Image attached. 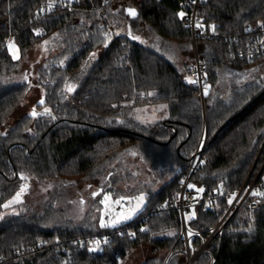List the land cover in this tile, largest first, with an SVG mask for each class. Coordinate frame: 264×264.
Wrapping results in <instances>:
<instances>
[{"label": "trees", "instance_id": "trees-1", "mask_svg": "<svg viewBox=\"0 0 264 264\" xmlns=\"http://www.w3.org/2000/svg\"><path fill=\"white\" fill-rule=\"evenodd\" d=\"M48 2L0 0V214L26 180L50 184L20 214L0 221V264H121L143 245L152 251L142 264H163V252L185 247L175 203L205 128L202 167L192 177L205 191H196L188 226L206 239L253 186L209 252L216 264H264V197L252 195L264 192V55L252 56L247 46L264 20V0L200 3L206 35L197 38V48L210 88L204 106L187 79L194 80L192 32L177 15L191 12V0H74L41 15ZM129 7L136 18L126 13ZM129 25L143 43L127 35ZM12 40L20 57L44 41L56 53L25 81L21 60L8 51ZM224 69L242 74L226 99L217 91ZM251 75L256 83H242ZM34 88L44 91L55 119L23 113ZM146 108L159 109L161 120L140 119ZM84 185L100 193L86 205L75 199ZM141 193L146 201L134 221L122 224L124 235H114L103 251H89L94 236L112 231L100 226L107 222L104 197L130 204ZM200 244L192 239V250ZM185 260L176 255L170 264ZM210 261L204 255L195 264Z\"/></svg>", "mask_w": 264, "mask_h": 264}, {"label": "built area", "instance_id": "built-area-1", "mask_svg": "<svg viewBox=\"0 0 264 264\" xmlns=\"http://www.w3.org/2000/svg\"><path fill=\"white\" fill-rule=\"evenodd\" d=\"M74 0H56V7H63L65 4L72 3ZM205 0H196L195 3L192 2V10L189 14H186L184 19L182 20L183 23L190 27L191 32H192V41H193V55H194V61L192 64L188 66V71L191 73V75L194 78V83L195 86L199 88V96L201 98L202 105L204 106L205 98L206 96L209 95L210 88H209V83L205 74L206 71V62L202 61L199 57L198 53V48H197V38L198 37H203L206 35V32L204 28L202 29H197L196 28V21L200 20L197 12L200 3H202ZM43 9V11H41ZM40 10L41 15H45L47 12V4L44 5ZM212 31V30H211ZM258 34L257 37L254 38L252 41L248 42L247 46L250 49V52L252 53V56L254 54L257 55H264V43H261V41H264V28L258 27L257 29ZM215 34L212 32L211 37H213ZM252 60V57L250 58ZM205 87L208 88V94H205ZM207 142V130L206 128L203 130V134L201 137V141L198 145L197 150L193 154V157L191 159V162L189 164V168L187 170V173L185 174L182 182H181V190L179 193V198L175 203V208L178 210L180 214V221H181V239L184 241L185 247L183 250L180 251H170L168 256L165 258V261L163 264H170L172 259L176 255H183L185 257V263L184 264H195L196 261L204 256V255H209L211 257V262L210 264H216L217 257L209 252L210 247L218 240L220 243V240L223 237L225 228L229 221L232 219V217L235 215L237 210L240 208L244 200L247 198L251 190L253 189V186L248 190L244 198L240 201L241 195H239L238 198H236L234 205L231 206L230 210L227 212V214L222 218V220L215 226L213 227L209 235L206 239L201 238V234L195 231H192V235L190 236L188 234L189 231V226L188 223L192 220L188 219V215H190L193 211L194 205L198 201V193L194 188H189V184L192 183V177L193 175L202 167V158L205 150ZM131 205L127 201H120L119 205L116 207V212L120 211H127ZM162 210H164V207L162 208H153L150 210V212L145 215L142 219L141 222L146 221L150 215L160 213ZM110 220V219H108ZM107 220V221H108ZM126 229L122 228V224H118L115 228L112 227V231L102 234V235H96L92 239L94 241L99 240L101 242L100 247L102 248L105 243L103 242L105 238L108 239L109 242H111L112 238L114 235L120 233H125ZM132 232V231H131ZM130 232V233H131ZM198 238L201 240L200 246L192 250V239ZM81 243L85 241L84 238H79L78 239ZM218 243V244H219ZM2 260H0L1 262Z\"/></svg>", "mask_w": 264, "mask_h": 264}, {"label": "rangeland", "instance_id": "rangeland-1", "mask_svg": "<svg viewBox=\"0 0 264 264\" xmlns=\"http://www.w3.org/2000/svg\"><path fill=\"white\" fill-rule=\"evenodd\" d=\"M45 48L47 50H45ZM55 53H56L55 50L50 49V43H48L47 45H44L43 43L41 45H38L34 49L27 51L24 57H20L19 59L22 62L23 77L27 75L28 78H34L36 76L38 68H40L43 62L48 58H50L51 56H53ZM240 76H242V74L229 71L228 69H224L220 72V80L217 91L219 92L221 98L226 99L233 92H235V90H237L238 88L237 85L240 82L239 79H241ZM258 79L259 78L256 77L255 75H251L248 78H244L242 80V83L246 81L247 82L251 81L256 83ZM42 98L45 100L44 91L40 88H34L27 100L28 109H25L23 113L26 115H30L32 108L35 107L37 113L40 114L38 116L44 115L43 114L44 108L47 106H45V104L40 105L38 103V101ZM139 117L140 119L147 122H156L161 120L162 118L161 115L159 114V109H155V108H146L142 110V112L140 111ZM24 185H27L28 187L26 188L25 192L22 194V202L16 203L10 206L9 208L5 209L4 212L0 214L3 215V218L6 215L20 214L21 211L19 209L20 206H23L25 203H30L32 200L40 198L50 186L49 183L39 184L38 182L33 180H26ZM96 191H97V187L94 186L89 187L88 185H84V187L80 190V192L78 193L76 192L75 199L82 200L83 203L86 205L88 204L89 201H91V195ZM238 197L239 196H237V198ZM134 204H135V200H132V202L130 203L131 207ZM118 205H119L118 203L112 202L111 198L104 205L106 207L104 216H107L106 217L107 220L110 219L107 222H110L116 214L120 212H124V211L116 212V210H114ZM142 208L143 206L131 219L123 221L119 224H124L134 221L135 218L140 213V211L142 210ZM1 220L2 219H0V221ZM151 251L152 250L149 246L143 245L135 249L132 253H130L124 260L121 261V264H142L145 261V259L151 255ZM168 254L169 252L167 253L163 252L162 254L163 261H165V258L168 256Z\"/></svg>", "mask_w": 264, "mask_h": 264}, {"label": "snow or ice", "instance_id": "snow-or-ice-1", "mask_svg": "<svg viewBox=\"0 0 264 264\" xmlns=\"http://www.w3.org/2000/svg\"><path fill=\"white\" fill-rule=\"evenodd\" d=\"M61 2H63V0H61ZM195 2H196V0H193V3H195ZM104 3L107 4L108 3V0H104ZM55 6H56V0H49V2L47 4V11L48 12H51L54 9ZM64 6L65 7H70V3L65 4ZM41 11H43V9ZM125 11L132 18H136L138 16V11L136 9H134V8L129 7L127 9H125ZM177 15H178V17L180 19L183 20L186 14H185V12L180 11L179 13H177ZM38 16H39V12L37 13V17ZM195 26H196L197 29H202V28L205 27L200 20H197L196 21V25ZM258 26L260 28H264V20L258 21ZM210 27H211L212 32L215 33L216 26L213 24ZM32 31L37 36H40V35L43 34L41 29L34 28ZM248 31H251V29H248ZM117 35H119V33H117ZM127 35L130 36L132 40H138L141 43L144 42V41L141 40V38L139 36H136V35H133L132 34V32H131V26L130 25H129V31H128ZM105 38H106V41L108 39H110V36H109L108 33H105ZM48 43H49V41H44V45H47ZM261 43H264V41H261ZM105 46H107V44H105ZM7 47H8L9 53L12 56V59L13 60H19L20 59V49H19V46L15 44L14 40L9 41ZM45 50H47V49L45 48ZM95 56H96V53L93 52V53L90 54L89 59L90 60L91 59H94ZM187 79H188V82L189 83H196V81L192 80L191 78H187ZM24 80L25 81H28V76L27 75L24 76ZM75 87H76L75 85H71V86L66 85V88H67V90L69 92L74 91L75 90ZM205 94L206 95L208 94V88L207 87H205ZM38 103L40 105H44L45 104V100L42 98V99H40L38 101ZM161 107H166V106H161ZM43 114L44 115H48L51 118L55 119V117L52 114V110L50 108L45 107ZM38 115H40V114L37 113L36 108L33 107L32 110H31V112H30V116H32L33 118H35ZM20 178L22 180L27 179V177H25L23 173L20 174ZM27 187H28L27 185H22L20 187V190L15 193V195L12 197V199H10L6 203H4L2 205V207L5 208V209H7V208H9L10 206H12V205H14L16 203H21L22 202V194L25 192V190H26ZM89 187H91V186H89ZM188 187L189 188L196 189V191L199 192V193H203L205 191L204 188H202V187L201 188H197V186L196 185H193V184H189ZM221 188H222V186H221ZM99 194H100L99 192H94L93 193V196H96V195H99ZM235 195L236 194L234 193V194H232L229 197V199H228V203L229 204H231L233 202V199L235 198ZM252 195L253 196H261V197H264V192L253 191L252 192ZM109 199H110V196H105L103 202L106 204ZM123 199H125V198L124 197H121V200H123ZM128 199H129V202L130 203L134 199L135 200V204L132 207H130L127 211L120 212V213L116 214L110 222H105L103 219H101L100 226L101 227H113V228H115L119 223H121L123 221H126L128 219H131L141 209V207L145 203V201H146V195L144 193H141L138 197L128 198ZM81 202L83 203V201H81ZM115 202L116 203H120L119 200H117ZM166 206L167 205H165V207ZM195 215H196V213L193 210L192 213L190 215H188V219L191 220V219L195 218ZM0 219H3V215H0ZM141 231L147 232V231H149V229H146L145 228V229H141ZM249 231H251V230H249ZM188 234L190 236L192 235L191 229H189ZM120 235L123 236L124 233H120ZM128 235L131 236L132 238H135L136 237V233L135 232L128 233ZM169 235H175V233L174 232H170ZM103 242L105 244H108L109 243V241H108L107 238H105ZM100 244H101V242L99 240L94 241L93 242V246L91 248H89V251H94V252H96V251H103V249L100 247Z\"/></svg>", "mask_w": 264, "mask_h": 264}, {"label": "water", "instance_id": "water-1", "mask_svg": "<svg viewBox=\"0 0 264 264\" xmlns=\"http://www.w3.org/2000/svg\"><path fill=\"white\" fill-rule=\"evenodd\" d=\"M131 18H132V17H131ZM230 122H231V120L228 121V122L225 124V126H227ZM233 205H234V203H233ZM233 205H232V206H233Z\"/></svg>", "mask_w": 264, "mask_h": 264}]
</instances>
